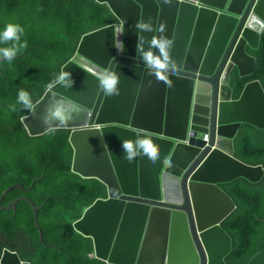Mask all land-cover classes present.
I'll return each mask as SVG.
<instances>
[{"label":"water","instance_id":"water-1","mask_svg":"<svg viewBox=\"0 0 264 264\" xmlns=\"http://www.w3.org/2000/svg\"><path fill=\"white\" fill-rule=\"evenodd\" d=\"M97 1L118 22L86 34L61 81L22 118L31 136L70 129L72 171L107 186V198L74 228L105 264H227L233 242L222 222L235 204L221 184L263 176L261 165L237 160L234 139L243 124L264 130V89L253 80L234 99V82L256 71L250 51L264 31V0ZM149 51L165 64L164 79L144 60ZM113 74L109 93L102 80ZM146 139L157 147L155 164L137 143ZM125 140L137 153L132 162ZM38 180L8 188L0 210L30 203L44 242L42 206L27 196L3 204L11 190L31 191ZM0 264L32 263L5 249Z\"/></svg>","mask_w":264,"mask_h":264},{"label":"trees","instance_id":"trees-1","mask_svg":"<svg viewBox=\"0 0 264 264\" xmlns=\"http://www.w3.org/2000/svg\"><path fill=\"white\" fill-rule=\"evenodd\" d=\"M116 21L107 4L97 0H2L0 36L9 23L18 24L19 41H4L0 49H18L0 62V197L14 188L3 204L20 196L38 206L39 225L26 201L16 209L0 210V258L5 248L32 264H105L91 257L92 240L74 228L85 210L107 197V186L97 178H83L72 171L74 149L70 129H54L31 136L22 118L62 77V68L77 52L82 37ZM26 47H21L25 45ZM256 57V71L234 82V99L244 86L258 80L264 89V31ZM0 54V59L3 58ZM24 91L31 108L19 100ZM235 157L247 165H261L257 183L237 178L221 188L233 199L234 212L222 222L233 241L227 264H264V130L243 124L235 137Z\"/></svg>","mask_w":264,"mask_h":264},{"label":"clouds","instance_id":"clouds-1","mask_svg":"<svg viewBox=\"0 0 264 264\" xmlns=\"http://www.w3.org/2000/svg\"><path fill=\"white\" fill-rule=\"evenodd\" d=\"M98 2V1H97ZM102 4V3H101ZM110 8V7H109ZM113 13V12H112ZM115 16V15H114ZM115 19L116 21L114 23H117L118 20L115 16ZM112 23V24H114ZM111 25V24H110ZM109 26V25H108ZM137 28L140 29V28H143L144 25L141 23V22H137ZM107 27V26H106ZM104 28V27H103ZM101 29V28H100ZM98 30V29H97ZM96 31V30H95ZM18 32H23V29L20 27V25L18 24H13V23H9L5 26V29L3 30L2 32V36H0V38H2L4 41H8V40H13V41H19L20 39V36L18 35ZM94 32V31H92ZM91 33V32H90ZM263 33V32H262ZM89 34V33H88ZM85 36V35H84ZM83 36V37H84ZM82 37V38H83ZM82 41V39H81ZM80 41V43H81ZM79 43V45H80ZM157 43L156 40H153L152 41V44L155 45ZM260 44V43H259ZM21 47H26V44L25 45H21ZM79 48V46H78ZM163 48V46L161 45V49ZM78 50V49H77ZM18 51V49L16 48V46L14 45L12 48H6V49H0V54H2L3 56L7 57L9 60H11L15 55H16V52ZM138 51H140V49L138 48ZM77 53V52H76ZM75 53V55H76ZM74 55V56H75ZM73 56V57H74ZM72 57V58H73ZM71 58V59H72ZM143 58L144 60L147 61V63L150 65V66H154L158 71L156 73L158 79H164L163 75L161 74V72L159 70H162L165 68V64L162 63L159 59H157L154 55H153V52L149 51V52H145L143 54ZM70 59V60H71ZM69 60V61H70ZM68 63V62H67ZM62 79V77H61ZM118 76H116L115 74L111 75L110 77H107V78H104L102 80V84H103V87L104 89L107 91V92H112L114 89H115V86L116 84L118 83ZM61 81V80H60ZM58 81V82H60ZM57 82V83H58ZM55 85V84H54ZM52 87V86H51ZM117 95H119V93L117 92L116 93ZM19 100L22 101L25 105H27L29 108H31V104L29 102V99H28V95L26 92L24 91H21L20 94H19ZM55 117L57 119L60 120L61 124H66V121L62 115V113L58 110L55 114ZM45 124L48 123V120L45 119L44 121ZM240 130V129H239ZM239 132V131H238ZM238 134V133H237ZM237 136V135H236ZM235 140V139H234ZM138 145L140 147L143 148L144 152L146 154H148V157H149V160L155 164L156 162V159H157V155H158V150H157V147L153 145L152 141L151 140H143V141H138L137 142ZM122 148L126 151L127 155L125 156V159H127L129 162H132L133 161V157L137 155L136 152H134L133 150V142L131 140H125V141H122ZM79 175V174H78ZM81 176V175H80ZM84 178V177H83ZM12 191V190H11ZM5 192V191H4ZM3 195V194H2ZM7 196V195H6ZM107 198V197H106ZM5 199V198H4ZM16 199V198H15ZM101 199V198H100ZM97 201V200H96ZM95 201V202H96ZM94 202V203H95ZM93 203V204H94ZM9 204V203H8ZM92 204V205H93ZM91 205V206H92ZM88 209V208H87ZM86 209V210H87ZM85 210V211H86ZM233 242V241H232ZM232 248H233V244H232ZM5 249H8V248H5ZM4 249V250H5ZM3 250V251H4ZM3 254V253H2ZM2 256V255H1ZM1 259V258H0ZM23 260V259H22ZM24 261V260H23ZM29 262V261H28Z\"/></svg>","mask_w":264,"mask_h":264},{"label":"bare ground","instance_id":"bare-ground-1","mask_svg":"<svg viewBox=\"0 0 264 264\" xmlns=\"http://www.w3.org/2000/svg\"><path fill=\"white\" fill-rule=\"evenodd\" d=\"M252 26H253L254 28H257V29H258V28L260 27V23H259V21H257V22H256V21H253V22H252Z\"/></svg>","mask_w":264,"mask_h":264},{"label":"crops","instance_id":"crops-1","mask_svg":"<svg viewBox=\"0 0 264 264\" xmlns=\"http://www.w3.org/2000/svg\"><path fill=\"white\" fill-rule=\"evenodd\" d=\"M201 137V135H199V138Z\"/></svg>","mask_w":264,"mask_h":264}]
</instances>
